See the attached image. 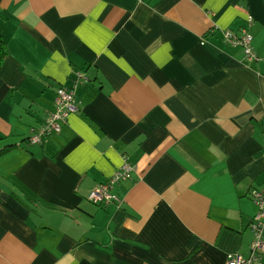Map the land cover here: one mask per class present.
Wrapping results in <instances>:
<instances>
[{
	"label": "crops",
	"instance_id": "0c3cea01",
	"mask_svg": "<svg viewBox=\"0 0 264 264\" xmlns=\"http://www.w3.org/2000/svg\"><path fill=\"white\" fill-rule=\"evenodd\" d=\"M242 28L255 62L223 40ZM0 34V150L12 146L0 156V264L249 255L250 195L264 190V0H0ZM73 86L79 111L29 144L56 90ZM124 162L122 204L90 203Z\"/></svg>",
	"mask_w": 264,
	"mask_h": 264
},
{
	"label": "built area",
	"instance_id": "2783aa9c",
	"mask_svg": "<svg viewBox=\"0 0 264 264\" xmlns=\"http://www.w3.org/2000/svg\"><path fill=\"white\" fill-rule=\"evenodd\" d=\"M248 22L251 23L252 19L249 18ZM223 40L234 47H241L246 63H252L259 59L252 46L253 36L247 28H242L239 33L225 30L223 32ZM86 80L87 78L82 74H78L76 75L74 86ZM74 86L72 89L59 87L56 90L54 112L40 126L32 129V134L28 138L29 144H39L41 137L44 135L59 134L68 117L79 111L80 103L76 99ZM262 150L264 155V132ZM133 170V167L129 163L124 162L110 178L91 190L87 200L96 206H108L111 204L120 206L123 201L114 193V189L122 182L130 180ZM250 198L257 207V213L250 224V228L254 234V239L250 246V253L246 257L242 254H230L227 259V264H261L264 257V190L254 189L251 192Z\"/></svg>",
	"mask_w": 264,
	"mask_h": 264
},
{
	"label": "trees",
	"instance_id": "16d2710c",
	"mask_svg": "<svg viewBox=\"0 0 264 264\" xmlns=\"http://www.w3.org/2000/svg\"><path fill=\"white\" fill-rule=\"evenodd\" d=\"M9 55V51L8 48L5 44V41L2 37V35L0 34V70L6 60V58ZM12 146H7L4 147L2 150H0V156L3 155L4 153H6L7 151H9L11 149Z\"/></svg>",
	"mask_w": 264,
	"mask_h": 264
}]
</instances>
